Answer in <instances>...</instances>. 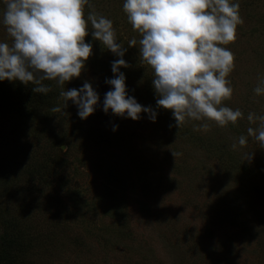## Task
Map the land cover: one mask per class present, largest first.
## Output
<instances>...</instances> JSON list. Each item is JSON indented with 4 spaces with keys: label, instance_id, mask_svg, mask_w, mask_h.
I'll return each instance as SVG.
<instances>
[{
    "label": "rangeland",
    "instance_id": "obj_1",
    "mask_svg": "<svg viewBox=\"0 0 264 264\" xmlns=\"http://www.w3.org/2000/svg\"><path fill=\"white\" fill-rule=\"evenodd\" d=\"M234 2L243 23L222 45L234 56L226 77L233 91L222 105L243 118L224 127L186 119L178 128L172 111L156 105L153 70L140 60L138 45H127L141 36L123 0H90L127 48L128 67L120 70L128 94L156 110L157 119L102 110L118 57L91 29L85 42L92 54L64 90L91 83L100 96L94 113L81 119L76 105L60 97L58 112L52 106L32 118L0 114V166L8 170L0 175V214L7 220L0 242L6 235L9 250L21 252L19 264H264V147L247 136L257 127L248 114L264 115V94L254 92L264 78V0ZM3 10L0 3V17ZM0 41L12 43L2 23ZM241 135L246 145L232 148Z\"/></svg>",
    "mask_w": 264,
    "mask_h": 264
},
{
    "label": "clouds",
    "instance_id": "obj_2",
    "mask_svg": "<svg viewBox=\"0 0 264 264\" xmlns=\"http://www.w3.org/2000/svg\"><path fill=\"white\" fill-rule=\"evenodd\" d=\"M4 5L0 23L12 43L0 41V81L31 83L34 93L51 89L42 81L53 80L62 90L59 95L77 107L86 119L95 112L100 96L89 82L64 90L67 82L81 75L92 54L85 42L91 29L93 39L118 59L111 62L113 78L106 79L111 90L104 94L102 110L122 118L139 120L147 113L151 121L157 112L143 106L128 94V67L123 59L127 48L118 42L112 21L92 10L90 0H0ZM90 9L85 15V6ZM123 11L141 39H130L128 47L139 49L140 60L153 70L152 85L156 105L170 109L179 128L186 119L213 121L224 127L243 118L239 109L222 105L232 95L226 79L234 68V56L227 45L236 39L237 26L243 23L239 3L234 0H123ZM264 94V78L254 88ZM53 112L60 109L54 107ZM247 136L264 147V115L249 113ZM113 125V131L117 129ZM207 130L209 125L201 126ZM241 135L231 147L245 146ZM173 155H178L173 152ZM251 156V155H250ZM250 156L247 158L249 159Z\"/></svg>",
    "mask_w": 264,
    "mask_h": 264
},
{
    "label": "trees",
    "instance_id": "obj_3",
    "mask_svg": "<svg viewBox=\"0 0 264 264\" xmlns=\"http://www.w3.org/2000/svg\"><path fill=\"white\" fill-rule=\"evenodd\" d=\"M42 83L51 89L47 94L34 93L31 83L24 85L19 81H0V114L6 115L8 111H13L19 113V116L32 118L43 109L48 108L47 110H49L52 106L54 108L57 105L55 102L57 101L56 99L60 98V91L58 87L51 82ZM2 149L3 148L0 147V151ZM1 161L2 158H0V163ZM7 172L8 170H6L5 167L0 166V175H6ZM1 216L0 214V223L2 225H7L6 218L2 220ZM0 244V264H19L18 258L21 252L9 250L8 238L6 235L1 237Z\"/></svg>",
    "mask_w": 264,
    "mask_h": 264
}]
</instances>
